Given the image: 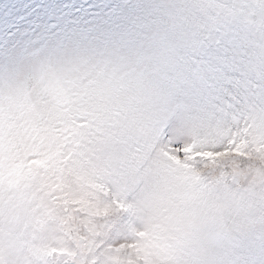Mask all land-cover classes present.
Listing matches in <instances>:
<instances>
[{"label": "rangeland", "instance_id": "rangeland-1", "mask_svg": "<svg viewBox=\"0 0 264 264\" xmlns=\"http://www.w3.org/2000/svg\"><path fill=\"white\" fill-rule=\"evenodd\" d=\"M218 2L0 0V79L22 77L36 52L104 50L69 90L101 112L117 100L126 113L137 102L129 77H150L159 106L142 128L146 137L168 125L181 133L205 130L214 141L249 118L264 124V30L213 21L204 6ZM146 159L110 152L97 173L125 201L148 167ZM130 237L127 213H117L108 241ZM215 264H264V222L235 225Z\"/></svg>", "mask_w": 264, "mask_h": 264}, {"label": "clouds", "instance_id": "clouds-1", "mask_svg": "<svg viewBox=\"0 0 264 264\" xmlns=\"http://www.w3.org/2000/svg\"><path fill=\"white\" fill-rule=\"evenodd\" d=\"M204 7L213 21L264 30V0H220ZM102 51L36 52L32 68L22 77L0 79L2 264H51V250L62 246L58 220L37 207L39 200L25 192L22 179L12 183L17 177L10 173L18 162L13 145L42 112L66 103L69 89L85 76L87 62H95ZM128 83L137 102L124 119L139 131L158 109V85L146 75L139 80L130 76ZM245 128L256 138L264 134V124L253 118L239 127L232 125L230 132ZM169 132L173 144L167 152L153 153L133 195L124 201V212L133 232L144 234L141 239L149 261L215 264L235 225L264 222V154H232L222 158L226 163L219 167L199 160L193 163L195 152L220 151L227 146L228 136L209 141L205 130L181 133L169 128ZM185 145H195L193 154L184 153ZM242 194H252L253 199H242Z\"/></svg>", "mask_w": 264, "mask_h": 264}, {"label": "snow or ice", "instance_id": "snow-or-ice-1", "mask_svg": "<svg viewBox=\"0 0 264 264\" xmlns=\"http://www.w3.org/2000/svg\"><path fill=\"white\" fill-rule=\"evenodd\" d=\"M124 116L117 100L101 112L69 90L64 105L42 112L13 145L18 162L10 173L17 177L12 183L22 179L25 192L39 200L37 207L60 224L62 246L51 250V264H168L148 260L144 234L133 232L129 223L130 238L119 243L107 239L116 214L124 212V201L97 173L105 155L147 154L144 165H149L153 153L167 152L173 144L170 126L154 127L146 137L143 129L133 131ZM250 133L248 128L230 132L226 147L197 151L193 163L219 167L226 163L222 158L232 154H264V134L256 138ZM194 149L185 145L183 151L191 155Z\"/></svg>", "mask_w": 264, "mask_h": 264}]
</instances>
